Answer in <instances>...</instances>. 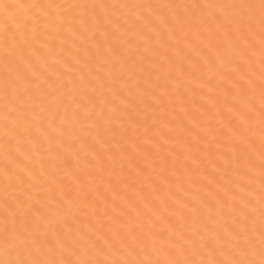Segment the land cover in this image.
Returning <instances> with one entry per match:
<instances>
[{
    "label": "snow or ice",
    "instance_id": "6c2138e0",
    "mask_svg": "<svg viewBox=\"0 0 264 264\" xmlns=\"http://www.w3.org/2000/svg\"><path fill=\"white\" fill-rule=\"evenodd\" d=\"M0 264H264V0H0Z\"/></svg>",
    "mask_w": 264,
    "mask_h": 264
}]
</instances>
